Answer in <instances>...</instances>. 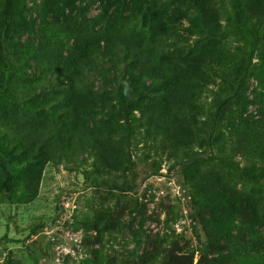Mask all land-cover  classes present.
Segmentation results:
<instances>
[{"label": "rangeland", "instance_id": "1", "mask_svg": "<svg viewBox=\"0 0 264 264\" xmlns=\"http://www.w3.org/2000/svg\"><path fill=\"white\" fill-rule=\"evenodd\" d=\"M159 1L14 0L5 26L7 0H0L2 101L11 103V94L57 72L76 31L127 17L148 30L164 18ZM219 1L232 20L222 21V38H208L185 19L176 24L177 44L218 69L212 88L231 85L228 94L205 98L206 114L196 122L203 146L154 147L139 108L155 99L132 106L129 123L117 118L127 162L120 171H95L94 159L79 155L61 165L47 162L35 199L0 195V264H253L241 259L264 249V180L239 178L244 160L232 162L220 147L255 138L264 125V24H257L264 0ZM240 14L257 24L256 42ZM217 98L223 109L214 119Z\"/></svg>", "mask_w": 264, "mask_h": 264}, {"label": "trees", "instance_id": "2", "mask_svg": "<svg viewBox=\"0 0 264 264\" xmlns=\"http://www.w3.org/2000/svg\"><path fill=\"white\" fill-rule=\"evenodd\" d=\"M156 4L163 5L164 18H155L154 27L139 31L127 17L99 30L83 28L75 32L72 53L62 56L57 72L50 70L40 83L11 94L9 104L2 101L7 93L0 88V195L7 192L13 201L21 192L35 199L45 164L74 162L79 155L83 160L93 158L95 171H120L127 162L117 118L129 123L131 107L149 98L155 100L140 107L139 113L154 147L171 145L193 152L203 146L204 134L196 122L206 114L205 98L209 94L220 98L231 85L218 91L212 88L211 76L217 77L218 69L177 44L176 24L188 20L215 40L226 35L221 25L232 21L230 13L219 0ZM13 6L14 0H7L5 26ZM234 15L237 20L238 13ZM239 19L256 42L257 24H264V19L256 25L248 14H240ZM219 101L214 103V119L223 109ZM254 134L255 138L240 139L230 149L220 147L232 162L244 160V169L235 173L250 182L264 180V125ZM209 194L220 201L217 194ZM246 258L264 264V249L244 254L241 260Z\"/></svg>", "mask_w": 264, "mask_h": 264}]
</instances>
